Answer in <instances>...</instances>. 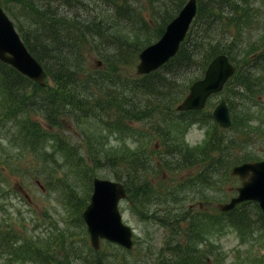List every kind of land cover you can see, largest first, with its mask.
I'll return each mask as SVG.
<instances>
[{
    "label": "trees",
    "instance_id": "1",
    "mask_svg": "<svg viewBox=\"0 0 264 264\" xmlns=\"http://www.w3.org/2000/svg\"><path fill=\"white\" fill-rule=\"evenodd\" d=\"M88 1L0 0L14 18V24L27 48L42 64L46 77L50 79L47 82L46 78V83L41 85L0 60V160L14 162L23 156L21 153H31L37 162L36 168L40 167L38 176L49 183L47 187L60 191L62 187L54 183L64 181L69 172L80 184L86 179L89 182L98 169L106 167L115 179L124 183L126 197L132 200L134 207L140 206L142 212H145L147 204L155 200L154 197L150 201L149 182L142 174L145 169L158 173L168 168L173 174L196 166L198 171L192 174L193 178L190 175L185 181L191 179L189 184L199 182L208 186L216 183L218 175L229 177V168L236 162L231 154L224 152L230 148L228 143H224L225 138L233 139L226 134L231 126H219L206 106L203 109L177 110L176 103L186 94L190 83L200 77L209 60L217 53L225 52L236 66L235 73L223 88L232 115L231 121L236 127L244 128L247 135L250 133L249 122L262 117L264 107V47L257 51L254 47L256 41L246 40L255 36L263 4L252 6L251 0H198L194 19L176 54L155 70L134 74L126 71V67H133L139 51L161 35L166 23L185 0H147L156 13L161 12L160 28H154L152 37L132 43L117 36L108 38L111 42L106 44L101 41L106 32L100 29L99 15L108 14L109 8L103 6L102 0ZM138 1L104 0L115 11L114 16L107 17L108 24L120 29L134 25L128 17L134 18L130 14L138 7ZM261 1L263 3L264 0ZM161 3L163 6L157 7ZM62 7L68 9L63 11L60 9ZM74 9L81 12L68 13L74 12ZM135 21L147 27V21L138 17ZM110 45H115L116 54L108 51ZM247 45L254 47L253 52L250 53ZM94 51L106 63L103 69L87 65V59ZM249 53L251 57L245 61ZM181 79L188 82L181 84ZM230 83H233L231 87ZM153 97H163L164 101L152 102ZM252 98L255 100L253 103L250 102ZM252 105L260 108L253 110ZM170 110L178 111V118L170 116ZM33 113L44 116L52 126L66 129L71 135L62 134L59 128L53 130L52 126H43L32 116ZM130 118L143 121L139 131H148L140 136L142 140L139 144L133 145L129 140H123L124 144L115 145L110 137L103 136L106 134L104 132L109 134L115 130L122 138L134 135L136 130L130 124ZM89 119H93L99 128L92 130L86 127ZM194 122L211 129L202 145L190 149L184 147L180 134ZM143 125L146 127L143 128ZM72 134L81 135L89 144L74 141ZM154 135L161 138V143H151ZM145 138L149 140L142 142ZM51 139L54 142L48 147ZM153 155L157 160L153 159ZM63 165L69 172L59 174ZM72 180L69 185L73 190L78 184H72ZM180 181L178 179L170 191L164 192L181 193L183 185ZM3 187L0 185L1 192L5 189ZM71 196L75 197V193L72 192ZM203 196L200 193L198 198ZM211 197L214 206L223 198L219 195ZM162 201L166 205L158 209L159 218H162L159 221L169 227L171 234L164 242L165 251H159L160 256L154 264H210L214 245L212 240L221 237V227L230 224L239 230L251 222L252 214L248 213L249 204L252 203L250 200L242 201L229 210L217 207L215 214L200 207L193 215L190 214V206L172 207L166 198ZM146 211L149 212L148 209ZM78 214L80 216V211ZM81 224L84 226V222ZM10 231L13 230L1 229L0 226V264H4L5 254L8 255L5 260L11 262L19 259L18 253L23 257L32 255L38 264H148L146 259H139L131 253V249L108 240H104V247L95 249L87 236H83L81 246L78 242H71L74 247L72 255L79 256V262H73L67 254L66 258L63 256L55 261L54 254L46 253L48 248L35 249L29 244L13 247L8 238ZM214 234L218 236L212 239ZM14 243L18 244L16 241Z\"/></svg>",
    "mask_w": 264,
    "mask_h": 264
},
{
    "label": "rangeland",
    "instance_id": "2",
    "mask_svg": "<svg viewBox=\"0 0 264 264\" xmlns=\"http://www.w3.org/2000/svg\"><path fill=\"white\" fill-rule=\"evenodd\" d=\"M87 2L89 3L88 0ZM102 3L103 6H107L109 8L108 14L99 15L102 25L100 29L106 32V34L101 37L103 44L111 42L108 38L113 37L114 39L117 36L126 38L132 43L135 41L142 42L147 40V38L152 37L154 28H160L158 22L161 20V12L158 11L160 13H156L147 0H140L136 2L138 7L141 8L137 7L131 12L130 15L134 17L133 19L128 17L129 22L134 25L127 26L123 29H120V27H111L108 24V18L112 15L114 16L115 11L110 5L105 4L104 0H102ZM262 4L263 11H259L258 15L260 25L258 29L254 31L255 36L246 40V42L255 40L256 42L254 47H256L257 51L264 47V1L262 3L261 0H251L252 6H259ZM99 6L100 5H96L95 7ZM160 6L162 7L163 3L159 4L157 7ZM60 9L65 11L68 7H62ZM72 11L74 12H67L69 14L81 12V10L76 11L75 9ZM8 14L14 21L12 15L10 13ZM136 17L147 21V27H143L140 23L136 22ZM113 21H115L114 17ZM219 24L224 26L221 23ZM154 39L156 40L157 38ZM154 39L152 40L154 41ZM247 46H249L250 53L253 52L254 47L252 45ZM107 49H109L108 51L113 54L117 53L115 51V45H110ZM250 53L247 58L244 59L245 61L251 57ZM97 59L100 60L99 66L95 65ZM137 62L138 59L135 60L133 67L128 65L126 67V71H131L135 74ZM105 64V61L99 57L96 51H94V53L87 59V65L89 67L103 69ZM259 69L260 68H258L256 72H258ZM196 72L197 70L194 71V73ZM47 82H50L49 78H47ZM180 82L181 84H184L188 81L181 79ZM232 84L233 83H230L229 86L231 87ZM221 97L225 98V91L223 90L212 94L207 101L206 108L208 110H212ZM162 100L164 101L163 97L151 98L152 102ZM262 100L264 101V93L262 94ZM254 101L255 100L253 98L250 100L252 103ZM251 107L253 110H258L260 108L258 105H252ZM161 109H164V107ZM261 114L262 117L255 118L253 121L249 122L251 131L248 135L244 128L241 127L240 129L236 127L234 122H231V127L227 129L226 134L232 136L233 139L230 141L229 138H225L224 143H228L230 148L224 152L231 154V157L236 159V162L233 164L264 158V107L261 110ZM169 115L178 118L179 112L176 110H170ZM32 116L34 118L36 117L43 126H52L44 116L37 113H33ZM128 120L129 122L131 121L130 124L133 125V130H136L134 135H130L129 137L124 136V138H122L119 132L115 130L109 134L104 132L106 134L103 136L110 137L115 145L124 144L125 142L123 140H129L130 144L133 145L139 144L142 140V137L140 136L147 134L148 131H139V128L141 127L140 125L143 123L140 119L130 118ZM146 120L149 128L150 124L147 118ZM85 126L91 128L92 130L99 128V126L95 125L93 119H89L88 122L85 123ZM142 127L144 128L146 126L143 125ZM56 128L59 127L52 126L53 130H56ZM210 129L211 127L202 125L201 123H191L184 133L180 134L181 141L185 144L184 147L193 149L194 147L196 148L202 145L207 139ZM247 130H249L248 126ZM59 131L62 134L66 133L71 135L66 129L59 128ZM134 138L136 140L132 141ZM72 139L77 142H84L86 145L89 144L88 140L82 139L81 135L72 134ZM160 139L161 138L158 135H154L153 139H151V143H161ZM240 139H242V141H240ZM148 140L149 138H145L142 142H146ZM227 140L229 141L227 142ZM53 142L54 141L52 139L49 140L48 147H51ZM21 154L23 156L14 162H3L0 160V185L5 188L2 192L0 191L1 229H12L17 232H9L11 236H8V238L9 241L12 242L13 247L18 245L19 247H23V245L25 246L26 244H29L34 246L35 249L48 248L46 253L54 254L53 258L55 261H57V259H61L63 256L65 257V254H67L70 255L69 259L73 262H79V256L72 255L74 247H72L71 242H78V245L81 246L83 236H87L88 242L90 243V237L86 229V224L82 218L81 209L89 200V196L92 191V176L96 175L115 179L114 176L108 169H106V167H102L96 171V174L91 176V180L89 182H87L88 180L86 179L78 184L79 182H76V178L71 176L68 168L63 165L59 174H61L62 171L69 172V174H66L64 181H60L58 184L54 183L55 186L62 187L61 191L55 187H52L51 189V186L47 187V184L49 183L42 179V176H38L40 175L38 172L40 167L36 168L35 164H37V162L34 156L29 152H23ZM155 158L156 156L153 155V159ZM19 165H21L22 168H17ZM197 171L198 167L196 166L186 167L183 171L173 174V171L168 168L166 170L161 169L158 173L150 170L149 168L143 170L142 174L149 182L148 185L151 190L149 193V196H151L150 201H152L155 197L153 202L146 205V209H148L149 212H147L146 209H144L145 212H142V208L140 206L134 207L132 200L128 196H125L120 200L119 207L122 213V218L124 222L130 224L133 229V246L131 253L136 255L139 259H146L148 264H154V262L158 261V257L160 256L159 251H165L163 249L164 242L168 236H170L171 232L169 227L163 224L164 222L159 221L162 218H159L160 212H158V209L165 207L166 202L162 201L164 198L169 201V205L172 207L183 205L182 207L187 206L189 208L190 206V214L192 215L197 212L200 207H202V209L206 212L215 214L217 207L211 204L213 200L211 197L212 195L222 196L223 198L220 201H228L230 196L237 193L236 186L240 184V178L237 175L231 174L229 177L218 175L216 177V183L211 186L200 185L199 182L196 184H189L193 178L192 174ZM190 175L191 179L185 181V179ZM73 178L74 180H72ZM178 179H181L180 184L183 185L182 192H173L172 194L165 193L170 191L172 188L171 186L174 185ZM71 180L72 184H74V182L75 185L78 184V186L73 189L75 191L70 189L71 187L69 184L71 183ZM6 182L8 183L6 184ZM65 184L67 186H64ZM156 191L160 192L157 193ZM72 192L75 193V197L71 196ZM200 193L204 194L201 199L198 198ZM250 201L252 203L249 204L250 207L248 208V213L252 214L251 222L247 223V227L239 230L237 227L230 224H224L221 227V237L218 240H212L214 245L211 252V258L209 259L210 264H264V213L255 201ZM81 203L84 204L80 205ZM79 211L80 216L78 214ZM83 222L84 226L81 224ZM85 232L87 235H85ZM212 236H214L212 239H215L218 235L214 234ZM104 240L105 239L101 240L100 247H104L106 245ZM208 240L210 239L208 238ZM14 241L18 244L14 243ZM53 247L54 251H52ZM80 249L82 250L83 248L80 247ZM7 257L8 255L5 254V259ZM18 257L19 259H15V261L11 262L4 259V264H38L32 255L23 257L21 253H18ZM1 259L2 258H0V262Z\"/></svg>",
    "mask_w": 264,
    "mask_h": 264
},
{
    "label": "water",
    "instance_id": "3",
    "mask_svg": "<svg viewBox=\"0 0 264 264\" xmlns=\"http://www.w3.org/2000/svg\"><path fill=\"white\" fill-rule=\"evenodd\" d=\"M197 0H186L177 14L166 24L161 35L145 45L138 53L136 73L157 69L174 56L196 14ZM0 60L11 64L18 71L41 85L46 83V71L32 55L22 40L14 22L0 4ZM96 66L100 60H96ZM236 66L225 52L214 55L207 63L202 76L194 79L177 110L202 109L212 93L222 90L225 82L235 72ZM221 127L231 124L229 107L222 97L211 110ZM240 178L237 193L228 201L217 202L220 210H229L244 200H255L264 213V158L243 161L231 168ZM126 196L122 181L101 176L92 177V191L81 214L86 223L91 245L97 249L102 238L131 248L133 229L124 222L119 208L120 199Z\"/></svg>",
    "mask_w": 264,
    "mask_h": 264
},
{
    "label": "bare ground",
    "instance_id": "4",
    "mask_svg": "<svg viewBox=\"0 0 264 264\" xmlns=\"http://www.w3.org/2000/svg\"><path fill=\"white\" fill-rule=\"evenodd\" d=\"M3 7V6H2ZM3 9H4V11L7 13V15L9 16V14H8V11H6L5 10V8L3 7ZM9 18L12 20V18L9 16ZM13 21V20H12ZM14 22V21H13ZM20 34V33H19ZM21 36V35H20ZM205 40H206V38H205ZM142 41V40H141ZM210 42V41H209ZM200 48V47H199ZM182 50V49H181ZM187 50V49H186ZM134 54V53H133ZM186 72V71H185ZM20 74V73H19ZM17 76H19V75H17ZM23 77V76H22ZM25 77V76H24ZM23 80V79H22ZM10 81V80H9ZM12 81V80H11ZM14 81V80H13ZM17 81V80H16ZM21 81V80H20ZM28 81H29V83H30V80L28 79ZM23 82V81H22ZM24 82H25V80H24ZM32 82V81H31ZM33 83V82H32ZM17 84V83H16ZM20 84V83H19ZM18 84V85H19ZM27 84V83H26ZM165 84V83H164ZM21 85V84H20ZM25 85V84H24ZM28 85V84H27ZM33 85V84H32ZM21 87V86H20ZM29 87V86H28ZM27 88V87H26ZM28 90V89H27ZM26 90V91H27ZM169 90V89H168ZM164 93V92H163ZM169 93H170V91H169ZM163 97H168V96H164L163 95ZM164 99V98H163ZM171 99V98H170ZM172 99H173V97H172ZM168 100V99H167ZM163 101V100H162ZM172 101V100H171ZM165 102H167V101H165ZM164 102V103H165ZM52 111V110H51ZM53 112H55V111H53ZM58 112V111H57ZM52 114V113H51ZM24 138H27V137H24ZM67 148V147H66ZM68 150V149H67ZM72 155H74V154H72ZM177 247V246H176Z\"/></svg>",
    "mask_w": 264,
    "mask_h": 264
}]
</instances>
